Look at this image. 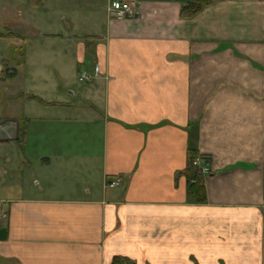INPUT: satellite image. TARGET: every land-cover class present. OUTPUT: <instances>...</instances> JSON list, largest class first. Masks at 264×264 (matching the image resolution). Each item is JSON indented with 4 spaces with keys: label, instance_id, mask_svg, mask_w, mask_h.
Segmentation results:
<instances>
[{
    "label": "crops",
    "instance_id": "0c3cea01",
    "mask_svg": "<svg viewBox=\"0 0 264 264\" xmlns=\"http://www.w3.org/2000/svg\"><path fill=\"white\" fill-rule=\"evenodd\" d=\"M192 2L0 0V264H264V0Z\"/></svg>",
    "mask_w": 264,
    "mask_h": 264
},
{
    "label": "trees",
    "instance_id": "16d2710c",
    "mask_svg": "<svg viewBox=\"0 0 264 264\" xmlns=\"http://www.w3.org/2000/svg\"><path fill=\"white\" fill-rule=\"evenodd\" d=\"M216 0H193L188 6H186L182 10V18L183 19H192L197 16L204 7L212 4ZM44 3V0H30V4L33 7H39ZM0 37H9V38H18L13 34L9 35H2ZM15 76V72L10 73L9 70L4 72V77L11 78ZM199 157L198 152L196 151H189L188 153V163L183 175L187 178L189 184V194L190 197L196 200L198 203H206L207 201V194L206 190L203 186V175L199 168H197L194 164L196 159ZM114 264H130L127 260L122 258H116L114 260Z\"/></svg>",
    "mask_w": 264,
    "mask_h": 264
},
{
    "label": "built area",
    "instance_id": "2783aa9c",
    "mask_svg": "<svg viewBox=\"0 0 264 264\" xmlns=\"http://www.w3.org/2000/svg\"><path fill=\"white\" fill-rule=\"evenodd\" d=\"M110 14L113 19L119 21H128L133 20L139 17V13L136 9L135 4L127 1H114L110 7ZM100 74V67L95 66L92 73L85 71L80 77V82L85 83L92 81L95 77H98ZM197 168L200 169L202 175H210L211 169L208 164H206L200 157H198L194 164ZM122 185V181L119 178L111 179L106 181L107 188H116Z\"/></svg>",
    "mask_w": 264,
    "mask_h": 264
},
{
    "label": "rangeland",
    "instance_id": "374dc122",
    "mask_svg": "<svg viewBox=\"0 0 264 264\" xmlns=\"http://www.w3.org/2000/svg\"><path fill=\"white\" fill-rule=\"evenodd\" d=\"M24 18H25V16H24ZM58 29H60V28H36L35 31L37 30L40 33H42V30L49 31V32H56ZM3 30H4V28L0 25V32H2ZM82 30H83V28H82ZM29 41L33 42V39L29 38ZM43 50H44L43 47H41L40 42L37 40H35V43H32V49H28V51L30 52V56H32V55L35 56L36 53H39L38 55H40ZM89 66H90V64L86 63L85 66H81L82 68L80 69V71L76 70L75 74L77 75V77H75V79H74V84H75L76 90H82L84 87H86L87 82L81 83L79 81V78L81 77L80 73L85 72V71H87V72L89 71L88 70Z\"/></svg>",
    "mask_w": 264,
    "mask_h": 264
}]
</instances>
